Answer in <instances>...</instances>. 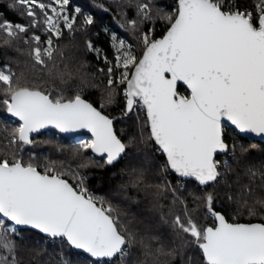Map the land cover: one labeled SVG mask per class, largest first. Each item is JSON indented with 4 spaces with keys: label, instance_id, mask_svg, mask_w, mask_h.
Returning <instances> with one entry per match:
<instances>
[{
    "label": "snow or ice",
    "instance_id": "6c2138e0",
    "mask_svg": "<svg viewBox=\"0 0 264 264\" xmlns=\"http://www.w3.org/2000/svg\"><path fill=\"white\" fill-rule=\"evenodd\" d=\"M16 3L27 8L26 15L33 22L0 23V30L8 37L4 43L10 44L30 27L43 23L48 38L42 42L33 34L24 43L34 42L29 52L33 66L39 65L52 76L58 68L56 56L64 59L53 37L62 35L61 20L69 30L75 22L65 14L69 0H54L58 8L41 0ZM138 7L145 18H150L149 3ZM49 8L54 16L48 15ZM256 8L254 16L251 11L240 10L236 0H177L174 13L161 17L170 25L166 34L160 39L143 35L142 57L138 58L130 45L126 48L124 40L114 44L116 63L108 67V86L126 85L125 114L137 107L146 111L150 138L166 157L162 171L194 178L202 186L214 184L222 176L215 157L229 151L225 122L241 133L264 136V0H259ZM36 9L44 15L43 21L36 19ZM86 23H92L91 17ZM87 46L98 52L91 42ZM105 61L111 64L106 57ZM64 67L66 70L67 65ZM114 69L119 70L118 77L113 76ZM58 75L62 83L65 75L69 79L72 76L66 71ZM21 79L10 68H0V92L6 97L2 103L7 114L20 122L10 132L6 144L9 151L0 158V264H20L13 237H18L22 227L38 230L53 240L62 239L70 248L107 258L111 264L125 261L137 241L145 256L152 255L153 238H138L110 203L89 191L86 177L57 170L55 162H47L40 171L34 163L18 157L23 146L33 144L32 133L52 126L64 133L87 130L92 138L80 143L77 151L91 149L111 165L127 147L114 132L113 120L79 94L66 99L59 89L53 95L46 89L24 86ZM180 82L189 90L188 95L178 91ZM112 102L110 92L101 107ZM87 166L81 163L78 167ZM66 174L77 181L75 186L64 178ZM249 175L259 177L264 187V172L249 170ZM142 182L141 172L133 185ZM155 187L158 192H176L167 180ZM241 195H254L252 187L245 186ZM193 199L203 201L215 223L199 226L186 205L185 219L176 215L173 223L192 238L206 264H264V223H230L214 209L212 194ZM254 203L264 206V199L257 198ZM249 215H257L254 206L249 208ZM176 251L173 248L165 253L162 246L156 249L169 256Z\"/></svg>",
    "mask_w": 264,
    "mask_h": 264
},
{
    "label": "trees",
    "instance_id": "16d2710c",
    "mask_svg": "<svg viewBox=\"0 0 264 264\" xmlns=\"http://www.w3.org/2000/svg\"><path fill=\"white\" fill-rule=\"evenodd\" d=\"M93 1L105 5L107 13L100 14L86 0H69L68 9L71 15L75 13V22L71 30L64 27L62 35L56 40L55 45L63 53L64 59L61 61L59 55L56 56L58 68L53 70L52 76L39 65L33 66L29 52L34 42L24 43L33 34L46 39L43 23L30 27L27 33L10 44L4 43L8 37L0 30V67L8 65L17 76H22L21 84L24 86L46 89L53 95L59 89L66 99L79 94L90 101L114 121L116 134L127 145L126 153L117 163L109 165L105 157L94 155L91 149L78 152L79 144L73 142L74 136H63L50 130L34 136L33 144L23 146L18 157L25 163H34L40 171H43L47 162H55L57 170L78 172L86 177V186L100 193L117 210L121 222L134 230L138 238H153L152 255L145 256L137 241L125 261L117 260L116 264H206L201 250L192 242V238L174 227V218L180 215L182 220L185 219L186 205L199 226H212L215 221L207 214L203 201L194 202L193 199L212 194L214 209L224 214L229 221L264 223V206L254 203L257 198L264 199V187L260 186L259 177L253 179L249 175V170L264 172V143L244 138L226 126L225 141L230 149L228 153L218 154L216 157L222 173L218 182L200 186L192 180H185L184 187L178 186L179 178L171 170L162 171L166 158L150 138L146 111L139 108L137 114H125L126 85L114 83L110 89L107 74L108 67L116 63L109 28L115 29L124 37L139 58L145 49L143 35L148 33L150 39H157L165 34L170 25L161 17L174 13L177 0ZM236 2L240 10H250L254 16L257 14L256 5L259 0ZM142 3L150 4V18H145L139 10L138 5ZM26 11L27 8L17 4L16 0H0V23L10 21L13 24L31 25L33 18L27 16ZM36 11V19L43 21L44 15L39 9ZM87 14H91V24L86 23ZM132 21L136 22L135 26ZM107 27L109 28L106 29ZM89 42L94 48L104 52L111 64L89 50ZM60 71L71 72V78L65 75L62 83L58 75ZM113 76L118 77L119 70L114 69ZM178 91L189 94L183 85L178 86ZM110 92L113 94V102L101 107ZM5 98L0 92V158L9 151L6 144L11 138V130L19 125L17 120H11V116L7 114L6 106L2 103ZM225 158H228L227 164ZM81 163L88 166L79 168ZM141 172L143 182L134 186L133 182ZM64 178L73 186L76 185L72 175L66 174ZM165 180L176 189L175 194L169 190L158 192L155 186ZM245 186L252 187L254 195H241ZM230 195L231 200L228 198ZM253 206L257 215L250 216L249 208ZM13 239L16 240L20 264H111L108 259L94 260L70 248L62 239L53 240L32 229H21L18 237ZM161 246L165 253L175 248L176 254L169 256L157 253L156 249Z\"/></svg>",
    "mask_w": 264,
    "mask_h": 264
},
{
    "label": "rangeland",
    "instance_id": "374dc122",
    "mask_svg": "<svg viewBox=\"0 0 264 264\" xmlns=\"http://www.w3.org/2000/svg\"><path fill=\"white\" fill-rule=\"evenodd\" d=\"M86 1H91V0H86ZM41 2H43L44 4H46V5H48V4H52V6L53 7H57L58 8V6L54 3V0H47V1H45V0H41ZM92 2H93V7L100 13V12H102V13H100V14H105V13H107V8H106V6L105 5H103L102 3H100V2H96V1H93L92 0ZM242 11H243V9H242ZM248 11H250V10H248ZM105 12V13H104ZM47 13H48V15H53L54 16V14L52 13V11H51V9L49 8V9H47ZM65 14H67L70 18H75V13L74 14H70V12H69V9H68V4L65 6ZM88 17H91V14H87V16H86V19L88 18ZM45 18V17H44ZM44 18H43V20H44ZM4 22H10V21H4ZM12 23V22H11ZM21 25H24V24H21ZM60 26H61V29L63 30V28L65 27L64 26V23H63V21L61 20L60 21ZM66 28V27H65ZM109 27H107L106 29H108ZM110 29V40H111V44H112V47H113V50H114V55H115V58H116V55H117V53H116V50H115V47H114V44L115 43H117L119 40H124L125 41V47L127 48V46H131V44L124 38V37H122L115 29H112V28H109ZM44 31L47 33V31H46V26L44 25ZM35 35H39V34H35ZM40 36V35H39ZM41 37V36H40ZM48 38V33H47V37H46V39ZM45 39V40H46ZM58 38H55V37H53V40H54V44L56 43V40H57ZM45 40H43V39H41V41L43 42V41H45ZM92 44V43H91ZM94 49H96V50H98V52L97 51H93L96 55H98L99 57H102L104 60H105V57H106V55L104 54V52H102L99 48H94ZM131 50L133 51V53L137 56V54H136V52H135V50L133 49V47L131 46ZM145 50V49H144ZM144 52V51H143ZM143 54V53H142ZM142 56V55H141ZM107 58V57H106ZM4 67H7L8 68V65H4L3 67H0V68H4ZM138 109H139V107H137L136 109H135V111L133 112V113H135V114H137V111H138ZM11 120H16V119H14L13 117H11ZM18 121V120H17ZM19 122V121H18ZM20 123V122H19ZM225 127H226V125H225ZM92 137H91V135H89V134H86V133H83V134H79V135H74V139H73V142L74 143H77V144H80V143H82V142H84V141H86V140H90ZM229 152V151H228ZM227 152V153H228ZM95 155V154H94ZM106 158V157H105ZM225 161L226 162H228V158H225ZM80 175V174H79ZM81 176V175H80ZM76 183H77V181H76ZM177 185L178 186H185V180H178V182H177ZM89 189V188H88ZM89 191L93 194V195H95V196H97V197H102L101 196V194L100 193H97L96 191H94V190H91V189H89Z\"/></svg>",
    "mask_w": 264,
    "mask_h": 264
},
{
    "label": "water",
    "instance_id": "95a60500",
    "mask_svg": "<svg viewBox=\"0 0 264 264\" xmlns=\"http://www.w3.org/2000/svg\"><path fill=\"white\" fill-rule=\"evenodd\" d=\"M89 3L91 4V5H93V2H92V0L91 1H89ZM100 13H102V12H100ZM105 13V12H104ZM168 30V29H167ZM167 32V31H166ZM166 32H165V34H166ZM164 34V35H165ZM163 35V36H164ZM163 36H161V37H159V38H157V39H160V38H162ZM143 55V54H142ZM142 57V56H141ZM179 85H183L182 84V82H180V83H178V86ZM177 86V87H178ZM184 86V85H183ZM185 88H186V86H184ZM187 89V88H186ZM188 90V89H187ZM188 92H189V90H188ZM182 94V93H181ZM183 95H185V94H183ZM84 99V98H83ZM86 100V99H85ZM86 101H88V100H86ZM89 103H91L90 101H88ZM93 106L94 107H96L94 104H93ZM97 108V107H96ZM98 110H100L99 108H97ZM101 111V110H100ZM102 112V111H101ZM102 114H104V115H106L105 113H103L102 112ZM109 117V116H108ZM146 117H147V115H146ZM14 118V117H13ZM110 118V117H109ZM14 119H16V120H18V118H14ZM111 119V118H110ZM19 121V120H18ZM225 125L226 126H228V127H230V128H232L236 133H238L240 136H242V137H244V138H248V139H252V140H258V141H261V142H263L264 143V136H259V135H256V134H252V133H241V132H239L238 130H236L235 129V127L234 126H232L229 122H225ZM50 130H54V131H56L57 133H59V134H61V135H63V136H74V135H79V134H83V133H86V134H89V135H91V133L90 132H88L87 130H85V129H81V130H77V131H74V132H68V133H64V132H60L58 129H56V128H54V127H52V126H49V127H47V128H45V129H41L39 132H36V133H32L31 134V138H33L34 136H36V135H38V134H40V133H42V132H45V131H50ZM113 130H114V132L116 133V131H115V128H114V121H113ZM117 135V134H116ZM118 136V135H117ZM92 137V136H91ZM119 138V137H118ZM122 141V140H121ZM123 142V141H122ZM227 143V142H226ZM228 144V143H227ZM229 145V144H228ZM229 149H230V146H229ZM125 153H126V151H125ZM124 153V154H125ZM93 154H95V153H93ZM124 154H122V156L116 161V162H114L113 164H115V163H117L123 156H124ZM218 154H225V153H218ZM217 154V155H218ZM95 155H97V156H100L99 154H95ZM217 155H216V157H217ZM165 156V155H164ZM102 157H104V156H102ZM216 157H215V159H216ZM166 158V157H165ZM112 165V164H111ZM172 172V171H171ZM175 176H177L178 177V174H175L174 172H172ZM179 178V177H178ZM179 179H183V180H192V181H194V182H196L198 185H199V183L194 179V178H179ZM70 183V182H69ZM200 186H202V185H200ZM203 186H205V185H203ZM222 214V213H221ZM224 215V214H223ZM225 216V215H224ZM226 217V216H225ZM227 219V218H226ZM228 220V219H227ZM229 221V220H228ZM230 223H234V222H231V221H229ZM236 223H263V222H259V221H254V222H236ZM21 229H32V228H30V227H22ZM32 230H35V229H32ZM35 231H37V232H39L38 230H35ZM40 233V232H39ZM42 234V233H41ZM42 235H44V236H46V237H48L46 234H42ZM49 238V237H48ZM58 239V238H57ZM75 250H77V249H75ZM77 251H79V252H81V253H84V254H86V255H88L90 258H92V259H94V260H103V259H107V258H95V257H91L90 256V254H88V253H86V252H84L83 250H77Z\"/></svg>",
    "mask_w": 264,
    "mask_h": 264
},
{
    "label": "built area",
    "instance_id": "2783aa9c",
    "mask_svg": "<svg viewBox=\"0 0 264 264\" xmlns=\"http://www.w3.org/2000/svg\"><path fill=\"white\" fill-rule=\"evenodd\" d=\"M179 180H183V179H179Z\"/></svg>",
    "mask_w": 264,
    "mask_h": 264
}]
</instances>
